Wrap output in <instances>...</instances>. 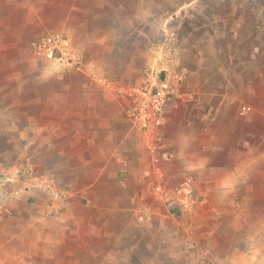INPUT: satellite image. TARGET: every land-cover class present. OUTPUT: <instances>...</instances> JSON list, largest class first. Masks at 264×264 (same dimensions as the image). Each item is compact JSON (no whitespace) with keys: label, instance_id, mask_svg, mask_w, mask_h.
I'll return each mask as SVG.
<instances>
[{"label":"crops","instance_id":"obj_1","mask_svg":"<svg viewBox=\"0 0 264 264\" xmlns=\"http://www.w3.org/2000/svg\"><path fill=\"white\" fill-rule=\"evenodd\" d=\"M190 1L0 0V67H28L30 78L40 64L12 52L45 31L70 36L84 67L43 77L49 91L21 93L22 145L43 155L26 160L35 184L1 194L0 264H60L61 250L74 257L70 246L63 249L70 241L82 243L87 264H257L251 258L264 248L257 214L264 211V27L259 38L252 29L220 38L218 22L193 21L220 14L186 12ZM167 31L175 32L191 91L163 114L158 152L169 160L152 153L115 91L141 77L151 44ZM189 177L196 207L173 215L156 186L172 191ZM49 179L70 192L52 215L43 188ZM78 223L82 230L73 231ZM66 230L69 238L60 233Z\"/></svg>","mask_w":264,"mask_h":264},{"label":"rangeland","instance_id":"obj_2","mask_svg":"<svg viewBox=\"0 0 264 264\" xmlns=\"http://www.w3.org/2000/svg\"><path fill=\"white\" fill-rule=\"evenodd\" d=\"M175 4L173 3V6ZM183 10L186 12L199 11V12H216L219 13V19L214 18L212 20L209 19H194L193 21L205 22L212 21L213 23L218 22L219 31H214L218 37L223 38L226 35L229 40L232 41L234 38L233 35H242L252 29L253 36L256 37L259 34H262L261 27H264V0H194L190 1V3L185 4ZM247 28V30H244ZM63 32V31H62ZM61 31H45L39 34L37 37L31 40L29 48L27 46L22 47V51H13V57H23L27 58L29 54L31 58H33L37 63L40 64L38 70L31 74L32 76L25 77L24 71L28 68H20V67H0V201L3 200L4 197L1 196L5 189H14L15 186L22 185L24 190L31 187L36 181V172L32 164L27 163L26 160L33 153L38 152L40 155H43L42 148L36 147H25L22 145L20 139V129L19 124L21 123V119L23 117L21 114L17 113L19 111V106L22 102L21 93L26 91H36V90H44L49 91L51 89V85L48 81H42L43 77L54 76V75H62L67 74L69 72H83L84 67L68 70L63 69L62 67H58L54 65L52 60L47 55H43L37 49V39L41 36L48 33H62ZM66 34V33H63ZM214 34V33H213ZM67 35V34H66ZM243 35V36H244ZM70 37V36H69ZM71 38V37H70ZM72 39V38H71ZM73 40V39H72ZM74 41V40H73ZM232 43V42H230ZM77 46V45H76ZM3 52L0 51V57ZM53 63V64H52ZM147 66V65H146ZM59 69V70H58ZM24 70V71H23ZM39 71V72H38ZM144 72V71H143ZM143 74V73H142ZM4 76H9L10 78L4 81ZM142 76V75H141ZM135 81V80H133ZM131 82V81H128ZM4 110L12 111L13 113L7 114ZM163 123V120H162ZM153 153V152H152ZM154 154V153H153ZM159 157L165 159H171V155L164 150H160L158 152ZM262 169H264V161L261 163ZM41 175V174H40ZM188 178V177H187ZM191 181V186H193V179L189 177ZM188 179V180H189ZM30 181V185H25L23 181ZM187 181L183 179L182 181H178L172 187V191L168 190L170 195L167 201L174 200V202H178L184 206V209H187L188 212H192L196 207V202L198 197L194 194V191H184V193L177 194L178 189H181V185H183ZM80 195H78L79 197ZM83 200L84 197H80ZM264 196H260V200L263 203ZM87 200V199H85ZM165 201V199H164ZM165 201V202H167ZM46 202V201H45ZM85 212L80 211L79 216L83 218V214ZM257 214L260 216L262 223L261 231H264V211H258ZM82 222V221H81ZM82 224H77V227L73 226V231L80 232L82 230ZM62 229V228H61ZM68 229V228H66ZM79 229V231H78ZM64 238H69L71 235L66 232H60ZM63 249L65 250L70 246L72 249L70 254L74 257L66 258V254L64 255V251L61 250L60 253V264H87L84 260L83 252L84 248L81 244L72 243V241L64 242ZM81 245V246H80ZM80 246V247H78ZM240 246V245H239ZM245 247V243L243 244ZM188 259V258H186ZM186 259L177 258L175 263L172 264H185ZM251 260H257V264H264V248L262 252L256 256L252 257ZM127 261L125 260V263ZM174 262V261H173ZM141 263V262H140ZM191 263V262H189ZM207 262L205 261V264ZM187 264V263H186Z\"/></svg>","mask_w":264,"mask_h":264},{"label":"built area","instance_id":"obj_3","mask_svg":"<svg viewBox=\"0 0 264 264\" xmlns=\"http://www.w3.org/2000/svg\"><path fill=\"white\" fill-rule=\"evenodd\" d=\"M36 43L39 52L49 56L58 67L73 70L83 66L80 49L66 34L48 33L38 38ZM176 46L175 32L167 31L162 42L155 41L151 44L150 59L142 76L135 81L121 82L115 88L119 96L127 99L133 125L145 138L146 144L154 154L160 147L163 114L168 102L184 93L191 92L186 88L185 74L181 68ZM190 186L191 181H185L177 194L184 193L186 190L192 191ZM43 188L47 199L46 213L48 215L54 214L69 200V190L58 187L53 180H46ZM156 188L161 198L167 201L169 191L160 186ZM18 193L12 189L4 190L5 196H14Z\"/></svg>","mask_w":264,"mask_h":264},{"label":"trees","instance_id":"obj_4","mask_svg":"<svg viewBox=\"0 0 264 264\" xmlns=\"http://www.w3.org/2000/svg\"><path fill=\"white\" fill-rule=\"evenodd\" d=\"M167 206L173 215L179 216L183 213L184 206L178 202H174V200L168 201Z\"/></svg>","mask_w":264,"mask_h":264}]
</instances>
